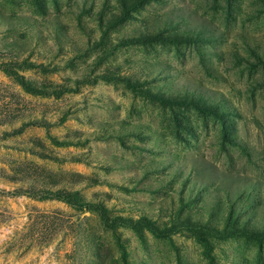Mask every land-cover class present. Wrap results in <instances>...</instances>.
<instances>
[{
  "label": "rangeland",
  "instance_id": "1",
  "mask_svg": "<svg viewBox=\"0 0 264 264\" xmlns=\"http://www.w3.org/2000/svg\"><path fill=\"white\" fill-rule=\"evenodd\" d=\"M0 264H264V0H0Z\"/></svg>",
  "mask_w": 264,
  "mask_h": 264
}]
</instances>
